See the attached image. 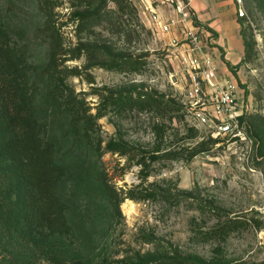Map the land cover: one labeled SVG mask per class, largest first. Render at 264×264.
I'll use <instances>...</instances> for the list:
<instances>
[{
  "label": "rangeland",
  "instance_id": "1",
  "mask_svg": "<svg viewBox=\"0 0 264 264\" xmlns=\"http://www.w3.org/2000/svg\"><path fill=\"white\" fill-rule=\"evenodd\" d=\"M130 1L137 17L113 16L87 31H78L71 22L69 0H57L52 12L51 22L62 37L58 68L80 70L65 82L82 101V114L90 116L89 129L81 119L73 118L75 110L48 76L46 15L38 0H0V27L12 50V64L19 68V80L31 93L44 130L55 145V161L65 168L59 195L73 231V239L65 242L69 253L91 263L179 254L209 263L264 264V12L249 0H241L247 17L238 22L249 50L242 54L234 76L247 106L244 129L248 138L229 144L191 125L188 85L163 45L169 35L143 22L141 5ZM108 7L115 5L108 1ZM82 44L97 49L74 58ZM121 55L140 57L144 66L138 72L99 67L109 56ZM170 73L178 80L169 78ZM136 90L162 95L178 109H104V98L111 92ZM158 126L161 136L155 133ZM112 137L145 151L159 147L162 159L141 186L140 166L126 167L124 157L105 149ZM203 146L204 151L189 157L193 149ZM172 154L177 157L169 158ZM140 187L157 188L156 192L167 196L123 198L127 191ZM211 207L219 213L212 214ZM229 217L240 225L225 240L201 239L199 230ZM19 244L0 233V264H50Z\"/></svg>",
  "mask_w": 264,
  "mask_h": 264
},
{
  "label": "trees",
  "instance_id": "2",
  "mask_svg": "<svg viewBox=\"0 0 264 264\" xmlns=\"http://www.w3.org/2000/svg\"><path fill=\"white\" fill-rule=\"evenodd\" d=\"M108 1L113 2L115 8H109ZM249 1L256 9L264 12V0ZM38 6L46 15L44 30L49 45L48 76L67 105L75 110L73 118L76 121L81 119L86 127L92 129L90 116L82 114L85 112L82 110V101L76 98L72 88L65 82L69 75H79L80 70L58 68L59 55L62 53V37L58 28L51 22L53 9L58 6V2L38 0ZM69 6L72 8L71 22L78 31L91 30L104 21L108 22L113 16L137 17L136 7L130 0H69ZM240 34L244 53L247 54L249 44L242 30ZM95 49L97 48L82 44L76 49L73 57L77 58L82 52ZM11 54V47L0 27V233L18 244L21 243L33 255L47 260L50 264H220L179 254L151 260L137 256L138 258L134 260H125L121 263L109 261L91 263L69 253L65 242L73 239V231L67 221L65 203L59 195V187L66 174L65 168L55 161V145L44 130V123L34 107L31 93L25 89L22 80H19L20 70L12 64ZM225 63L229 70L236 74L238 64L232 65L228 61ZM142 66L144 61L140 57L123 55L109 56L105 62L99 64V67L106 70L118 72H138ZM88 80L91 81L92 77L88 76ZM103 106L104 109L109 106L115 108L137 106L141 109L167 112L178 109L175 104L164 100L162 95L148 90L111 92L104 98ZM160 126L155 130L158 136H161ZM105 149L124 157L126 167L129 164L140 166L138 171L140 186L147 180L154 165L162 159L158 154L159 147L145 151L113 137L106 141ZM205 149L204 146L193 149L189 157ZM168 157L177 156L172 154ZM105 185L110 189L109 185ZM156 191L157 188L140 187L136 191H127L123 198L140 200L155 198L157 195L167 196ZM121 201L122 198L116 202V208ZM209 211L215 215L219 213L212 207ZM239 225V220L229 217L211 228L199 230L200 237L203 240H225L226 236Z\"/></svg>",
  "mask_w": 264,
  "mask_h": 264
},
{
  "label": "built area",
  "instance_id": "3",
  "mask_svg": "<svg viewBox=\"0 0 264 264\" xmlns=\"http://www.w3.org/2000/svg\"><path fill=\"white\" fill-rule=\"evenodd\" d=\"M191 1L170 0L172 4L175 2V6H171L176 15L169 19L154 9L153 0H136L144 12L148 11L150 27L169 35V40L163 45L169 60L176 64L181 79L188 85L187 111L191 125L202 128L220 142H246L248 137L244 129V114L247 106L243 89L235 78L219 71L213 57L205 50L203 31L195 24ZM235 4L237 17H247L242 1L235 0ZM173 29L176 34H172ZM174 76L169 74V78Z\"/></svg>",
  "mask_w": 264,
  "mask_h": 264
},
{
  "label": "crops",
  "instance_id": "4",
  "mask_svg": "<svg viewBox=\"0 0 264 264\" xmlns=\"http://www.w3.org/2000/svg\"><path fill=\"white\" fill-rule=\"evenodd\" d=\"M169 1L153 0V6L158 13L164 14L169 19H172L176 15L174 8H172V6H175V2L172 4ZM140 12L144 15V17L141 16L143 22L150 26L148 22V11L144 12L141 6ZM191 12L197 21L195 24L203 31L202 43L205 45V50L216 56L213 59L218 69L220 68L226 75L235 78L225 63L228 61L232 65L238 64L242 54H244L235 1L192 0ZM176 33L173 29L172 34ZM173 78L177 77L174 76Z\"/></svg>",
  "mask_w": 264,
  "mask_h": 264
},
{
  "label": "water",
  "instance_id": "5",
  "mask_svg": "<svg viewBox=\"0 0 264 264\" xmlns=\"http://www.w3.org/2000/svg\"><path fill=\"white\" fill-rule=\"evenodd\" d=\"M172 80H174V81H175V78H172Z\"/></svg>",
  "mask_w": 264,
  "mask_h": 264
}]
</instances>
